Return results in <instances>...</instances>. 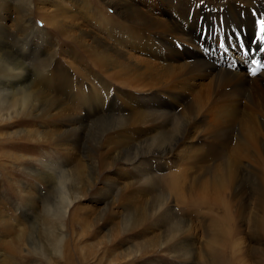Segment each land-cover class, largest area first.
<instances>
[{
	"label": "rangeland",
	"instance_id": "374dc122",
	"mask_svg": "<svg viewBox=\"0 0 264 264\" xmlns=\"http://www.w3.org/2000/svg\"><path fill=\"white\" fill-rule=\"evenodd\" d=\"M28 1L31 2L30 20L43 31L40 37L42 49L36 50V58L52 54L55 71L77 76V82L87 89L102 86L105 91L102 103H95L90 112L80 106L81 102L72 100L49 114L50 117L29 115V118L13 117L0 121V264H174L177 260L160 245L144 247L162 236L165 228L156 229V224L150 221L135 227L130 224L126 232L114 227L142 211L147 214L163 211L167 201L171 202L172 216L191 222L189 235L193 240L189 245L194 250V264L204 263L205 236L214 235L217 251L230 264H264V254L260 256L264 249V220L262 229L251 224L258 211H264V205L258 204L260 199L252 193L250 185L244 183L235 193V187L242 180L240 176L230 182L229 189L218 193L210 185L203 188L199 179L203 171V179L209 184L214 171L231 158L236 149L244 146L245 128L254 131L256 148L243 150L235 175L257 171L258 166L254 163L257 157L262 163L260 169H264V85L258 92L248 90L238 100L229 82L215 87L211 83L212 76L205 79L197 72L194 85H191V78L190 88L179 89L173 75L176 76L185 63L200 61L198 56L179 62L173 58L163 60L156 57L160 50L163 57L175 56L178 47L166 51L152 46L149 40L132 41L122 46L113 44L108 37V28L115 31L110 27L111 23L126 30L131 27L134 32L148 31L127 21L122 2L144 11L156 22L168 23L177 14L186 15L194 0H113L114 3L110 0H13L0 12V22L9 32L14 31L19 21V6ZM251 15L255 17V11ZM7 16L9 19L5 20ZM79 30L84 35L82 39L78 38ZM91 37L100 40L103 47L113 49L112 53L97 49L105 65L90 58ZM78 41H82V47ZM1 43L0 50L4 48L7 53L9 47L4 41ZM14 53L17 55V51ZM120 55L122 58L118 60ZM236 57L237 52L233 49L234 66L244 65ZM111 60H118L117 66L113 67ZM167 66L179 69L173 74L167 72L166 77L156 76V70ZM251 76H254L253 72ZM160 96L164 97L165 109L151 105ZM110 97L117 116L109 120L101 113L92 119L84 117L82 135L75 137L77 142L57 145L59 141H56L55 134L59 133V124L62 127L60 122L67 119L69 110L75 117H82L84 113L102 109ZM223 101L229 103L232 112L226 107L225 114L215 113V105ZM197 102L201 111L199 120L193 121L189 142L183 144L173 157H161L162 168L153 172L151 180H144L136 168L119 160L148 150L150 145L160 141L162 133L173 131L179 118L189 121L187 118L196 116L198 109L194 104ZM233 104L236 110H232ZM148 110L159 112L150 113ZM164 113L170 123L162 126L160 119L155 118ZM114 126L120 129L113 132L110 129ZM45 132L53 135L48 139L32 137L34 133L43 135ZM71 138L74 140V136ZM49 156L56 167L60 163V166L67 164L64 167L67 174H77L79 166L82 173L77 174V181L70 178L61 186L56 176H34L32 169H38L40 160ZM171 178H174L172 182L169 181ZM169 183H175L176 189L170 190ZM78 186L81 199L74 200L66 211L60 233L63 241L55 253L50 245H46L43 219L57 217L65 205L63 200L75 198L71 193ZM101 197L106 201L96 203L95 199ZM168 198L170 200L165 201ZM226 208L231 210L229 217ZM74 211L86 220V230L69 222V215ZM106 224H110L109 228ZM110 230L114 234H110L112 238L107 244L106 234ZM56 233L52 231V236Z\"/></svg>",
	"mask_w": 264,
	"mask_h": 264
},
{
	"label": "bare ground",
	"instance_id": "6f19581e",
	"mask_svg": "<svg viewBox=\"0 0 264 264\" xmlns=\"http://www.w3.org/2000/svg\"><path fill=\"white\" fill-rule=\"evenodd\" d=\"M12 1L13 0H0V12ZM110 2L114 3L113 0H110ZM30 3L29 1L23 2L19 6L18 13L21 15L19 21L16 23V28H13L14 31L9 32L7 27L0 22V43L4 41L9 47L7 53L4 48L0 50V121L13 117H50L49 114L72 100L81 102L80 106L82 108H88L90 112V109L95 107V103H102L101 97L104 96L103 93L105 88L99 86V88L96 87L93 89L86 86L88 87L87 89L84 87L85 85L83 86V84L77 82V76L72 77L71 75L55 71L54 65H56V62L52 66V54L39 59L36 58L37 55L35 56L34 53L36 50L42 49V40L40 37L43 31L41 32L35 27L30 20ZM122 4L125 9L124 13L127 21L134 26L146 28L148 31L146 33L141 31L134 32V29L131 27L126 30V28L120 27L118 24L111 23L110 27L115 31L113 32L108 28L107 33L113 44L118 43L123 46L132 41L140 42L149 40L152 46L162 48L166 51L172 49L174 46L178 47V53L175 56L169 55L163 57L160 54V50L159 53L156 54L157 58L160 57L163 60L173 58L178 62L189 58H196V56L201 59L198 62L185 63L182 70L172 66H167V68L162 70H156V76L166 77L168 76L167 72L173 74L175 69H179L178 74L176 76L173 75V77H176L175 82L178 83L176 87L187 90L191 85L195 84L197 80L195 74L200 72L205 79L208 76H212L211 83L215 87H220L223 82H229L236 91L235 97H237L238 100L242 99L248 90L258 92L260 88L263 87L261 85H264V71L260 72V70L264 69V51H260V49L264 47V41H260L256 37L260 31L258 21L264 19V0H212V2L210 0L201 2L194 0L190 3L192 6H189V11H187L186 15L177 14L176 17L168 23L159 20L156 22L150 16L146 15L144 11L136 10L126 2H122ZM113 7L116 6L113 5ZM252 11H255V17L251 15ZM4 19L6 20L9 18L7 16ZM1 21H3V19H1ZM75 25L76 23L73 24V26ZM129 29L130 32H128ZM61 33L65 34L64 32ZM249 33H251L252 36L249 37ZM83 36L81 30H79L78 38L82 39ZM90 41L92 45L89 46L91 50L89 52L90 58H93L100 65H105V60L97 53V49H103L108 53H112L113 49L111 47H103L102 42L97 38L91 37ZM210 42L212 43L211 46H209ZM221 42H223V46H221ZM78 44L81 47L83 45L82 41H78ZM1 45L3 44L1 43ZM233 49L236 50L238 55L236 59H240V63L244 65L241 66V64H239L234 66V58H231ZM16 51L17 55L14 53ZM6 54L10 55L12 58L10 57V59H8L9 57L5 56ZM229 54L230 57L228 56ZM29 56H32V59L29 58ZM121 58L122 55L118 56V60ZM6 59L8 60L4 61ZM35 59L36 61L32 62V60ZM118 60H111V65H113V67L117 66L115 64L118 63ZM32 69L36 73L32 71ZM254 70L255 74L251 76V72ZM184 74L186 76L185 78H183ZM156 76L154 79H157ZM29 77L31 78L29 79ZM177 77H179V79ZM190 79L192 80L191 85L188 84ZM148 85L149 83L147 86ZM112 101L113 98L110 97L106 102L107 105L105 104L106 106H103L102 109L91 111L90 114L84 113L85 116L82 117H75L74 114H72L73 112L69 110L67 119L64 122H60L64 128L59 124V133L55 134L56 141H59L57 145H64L69 141H75L76 143L75 137L78 135L80 136L82 133L81 123L86 117L91 118L101 113L109 120L117 116L116 110L114 109L115 107L112 106ZM225 103V101L220 104L217 103L214 108L215 113H221L220 115L225 114L226 107L229 112H232L229 109V103ZM199 104L198 102L194 104V107L198 109L196 116L187 118L189 121H182V119L179 118L173 125V131L169 133L165 131L162 133L160 141L154 145H150L148 150L133 154V156L127 155L120 157L119 160L124 161L127 166L133 169L136 168L144 180H151L153 172L162 168V160L167 157H173L182 149L183 144L189 142L188 136L193 134V121L199 120L198 116L201 111ZM151 105L161 107L162 109L166 108L163 96L153 101ZM236 109V105L233 104L232 110ZM148 111L150 113L159 112L158 110ZM184 118L186 119V117ZM152 119L154 120L153 117ZM159 119L162 126L170 123V118L167 117L165 113L155 118V120ZM74 124L79 125L76 128L71 127ZM119 129L118 126H114L110 130L116 132ZM243 133L245 138L244 146L240 149H236L231 154V158L226 160L225 163L214 171L212 178L208 180L209 184L203 179L204 172L201 171L199 176L200 185L203 188L210 185L215 192L221 193L229 189L231 181H235L241 176L242 180L235 187V193L241 190L244 183L249 184L252 193L260 199V203L258 204L262 207L264 205V197H262L264 196V189H262V184H264V169H260L262 168L261 160L257 157V161L254 162L258 166L257 171L247 172L244 175L240 173L235 175L238 166L237 162L238 159L241 158L243 150L245 148H256L254 131L245 128ZM51 134L53 135V133L48 134L47 132L43 135L34 133L32 137H43V139H48ZM71 136H74V140H72ZM161 157L163 159H160ZM51 158L52 156H49L43 161L40 160L38 169H32L31 173L34 176L39 175V177L40 175H48L54 178L56 176L58 179L57 182L61 186H63L66 180H70V178H72L73 181H77V174L82 173L79 166L76 169L77 174L70 175L64 170L67 164H62V166H60V163L59 167H56L57 164L51 163ZM103 163L106 162L103 161ZM173 180L174 178L169 179L170 182ZM168 187L170 190L176 189L175 183H169ZM71 195L75 196V198L72 200H63L65 205L57 217H54V219H43L45 227L43 228L45 232L44 235L47 240L46 245L48 247L51 246L55 253L57 249H59L58 247H60V241H63L61 240L63 237H61L60 233L66 211L74 200L81 199V190L79 186ZM95 200L96 203L101 204V202L106 201V198L101 197ZM166 200H170V198L165 199V201ZM169 205L171 206V202L167 201V205L163 211L159 210L151 214L144 213L143 211L138 214L136 213L133 217L129 216L122 221L120 226L114 227H117V229L119 227L121 228V232H126V228L130 224L135 227L136 225H145L150 221L156 224L154 228H165V231L162 236L151 240L144 245V247L148 248L160 245V247L168 250L172 258L177 260L174 264H194V250H192V247L189 245L191 244V240H193L192 236L189 235L192 226L191 222L172 216ZM229 211L231 213V210L226 208L227 217H229ZM98 220L101 221V218ZM262 220H264L263 210L258 211V215L251 219V224L262 229L264 226H262ZM69 222L83 226L84 230L88 228L86 220L81 218L76 211L69 215ZM106 225V227L109 228L110 224ZM112 230L106 234L108 241L105 242L107 244L112 238L110 234H114ZM52 231L57 232L56 236H52ZM204 242L206 258L203 264H230V262H227L224 256L217 251L215 235L205 236ZM101 243H103V241ZM263 254L264 249L261 250L260 256Z\"/></svg>",
	"mask_w": 264,
	"mask_h": 264
},
{
	"label": "snow or ice",
	"instance_id": "6c2138e0",
	"mask_svg": "<svg viewBox=\"0 0 264 264\" xmlns=\"http://www.w3.org/2000/svg\"><path fill=\"white\" fill-rule=\"evenodd\" d=\"M259 24V33L257 34V39L260 41H264V19H261L260 21H258ZM221 46H223V42H221ZM260 51H264V47H262L260 49ZM253 74H255V70L253 71Z\"/></svg>",
	"mask_w": 264,
	"mask_h": 264
}]
</instances>
